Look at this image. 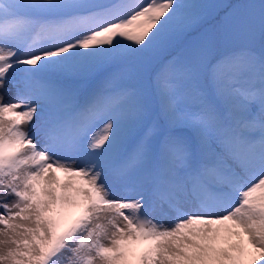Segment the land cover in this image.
<instances>
[{"label": "snow or ice", "instance_id": "snow-or-ice-1", "mask_svg": "<svg viewBox=\"0 0 264 264\" xmlns=\"http://www.w3.org/2000/svg\"><path fill=\"white\" fill-rule=\"evenodd\" d=\"M0 264H264V0H0Z\"/></svg>", "mask_w": 264, "mask_h": 264}, {"label": "rangeland", "instance_id": "rangeland-1", "mask_svg": "<svg viewBox=\"0 0 264 264\" xmlns=\"http://www.w3.org/2000/svg\"><path fill=\"white\" fill-rule=\"evenodd\" d=\"M56 175L60 179L61 182H64L65 180L68 179V177L66 176V174H64L62 172L57 171ZM142 247H143L142 245L141 246H137L136 249H135V251L136 252L141 251Z\"/></svg>", "mask_w": 264, "mask_h": 264}]
</instances>
